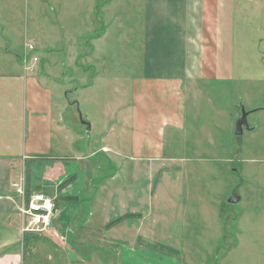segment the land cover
<instances>
[{
	"label": "rangeland",
	"instance_id": "obj_1",
	"mask_svg": "<svg viewBox=\"0 0 264 264\" xmlns=\"http://www.w3.org/2000/svg\"><path fill=\"white\" fill-rule=\"evenodd\" d=\"M206 1L208 11L203 45L209 58L208 66L213 67L216 61L219 36L229 35L234 44L229 57L234 65V81L223 88L210 84L208 80L197 87L195 82L189 86L187 117L192 122L184 132L175 133L167 129L164 160L155 164L145 160L129 168L120 159L115 162L109 159L103 153L106 148L97 155L90 154V160L85 159L82 164L88 168L91 180L94 178L95 181L91 184L88 181L87 187L90 189L101 183L107 188L104 187V195L97 199L99 213L93 216L92 223L99 225L104 219L112 218L106 226L115 227L126 220L113 222L118 214L132 206L130 208H137L140 212L133 214L137 221L132 223L130 235L137 240L141 250L150 253L152 260H166L169 264H264V167L253 161L256 156L264 157V130L259 127L264 115L260 111L258 113V108L264 109V0ZM37 2L29 0V6L23 10L28 35L22 38L21 43L23 46V41L25 45L31 42L36 49L30 51L25 46L22 62L52 78L50 81L54 84L55 96L60 101L59 112L64 120L69 121L71 114L78 117L81 113L82 119L91 124L102 112L105 117L104 109L112 108L110 103L113 101L120 99L129 104L133 78L142 73L143 0H116L112 4L108 0V7L92 10L90 16L93 19L104 18L105 23L111 25L107 29V37L93 39L92 48L85 44L91 36L88 34L87 39L80 37L84 34L83 25H77V20L89 12L84 10L67 16L75 21L74 33L77 36L59 40L57 53L48 59L46 57L47 62L45 55L38 54L41 43L37 36L44 33L40 29L41 22L50 23L54 11L52 8L43 10L36 5ZM3 9L14 14V20L18 18V13L0 0V10ZM45 11L47 15L41 19ZM115 13L117 17L112 20ZM94 32L99 35L98 31L93 30L92 34ZM40 49L48 51L49 47ZM84 52L88 54L84 55ZM35 56L37 61L33 60ZM243 66L250 74L247 80H242ZM99 77L106 79L105 84L93 91L76 92L89 85L92 79L99 82ZM192 88L197 90L193 94ZM75 100L80 105L76 108L71 105L72 109H67ZM241 106L249 112L251 131L244 129L239 136L235 130L236 121L242 114ZM254 109L256 113L252 112ZM122 110L123 114L129 111L126 107ZM79 124L82 127L81 120ZM69 125L73 127L72 122ZM97 129L88 134L81 131L83 137L76 141L81 154L92 152L90 150L97 148L100 139L103 140L101 131ZM122 137L120 142L123 145L127 137L125 134ZM31 167L28 163L20 171L25 194L27 184L33 180ZM115 173L119 175L114 176L117 175ZM0 180H5V185L11 181V176L1 165ZM124 186L128 191L124 192L122 200L117 201L112 196ZM33 190L30 186L29 193ZM233 194H239L240 202H228ZM78 211L73 208V212ZM19 213L22 218L20 210ZM83 216L88 214H74L76 218H85ZM58 228L59 235L68 233L66 239L70 241L88 237L80 227L71 235L67 227ZM50 229L52 227L47 231ZM50 232L55 234L52 230ZM32 236L52 238L46 233H31Z\"/></svg>",
	"mask_w": 264,
	"mask_h": 264
},
{
	"label": "crops",
	"instance_id": "obj_2",
	"mask_svg": "<svg viewBox=\"0 0 264 264\" xmlns=\"http://www.w3.org/2000/svg\"><path fill=\"white\" fill-rule=\"evenodd\" d=\"M37 1L36 5L43 10L52 8L54 11L50 23L41 22L40 29L44 33L37 36L40 48L49 47L48 51H41L37 45L38 54L41 53L48 59V56L57 53L59 40L77 36L74 33L75 21L67 16L80 14L84 10L89 12V15L85 14L77 20V25L82 24L84 31L79 36L86 39L88 34L91 36L85 43L87 47L92 48L93 39L102 40L107 37L110 23H105L104 18L100 17L93 19L90 14L92 10L108 7L116 0H110V4L107 3L108 0ZM1 2L12 7L18 13V18L14 20V14L5 11L6 9L0 10V20L3 21L0 22V34L3 33L0 35V165L11 176L7 185L4 183L7 176L4 181L0 180V192H3L0 193V264H169L166 260H152L150 253L141 250L137 240L130 235L132 223L137 221L133 214L140 212L137 208L128 206L129 208L121 211L117 219L130 216L115 227L106 226L112 218L93 225L92 218L99 213L97 199L104 195L106 187L100 183L89 189L87 182L90 181L91 184L95 180H91L88 168L82 163L90 160V154L97 155L104 148L107 150L103 153L109 159L114 162L120 159L129 168L145 160L153 164L164 160L167 129H172L175 133L184 132L192 122L187 117L189 86L195 82L197 87L199 83L208 80L210 84L212 82V85L223 88L225 84L234 81V65L229 60L232 56L231 48L234 51L233 40L226 34L219 36L216 61L213 67L208 66L209 58L203 45L207 1L143 0L142 73L133 78L131 100L129 104L120 99L110 103L112 108L104 109L105 117L102 112L91 123V130H88V125L82 122V127L78 126L80 115L75 117L71 114L69 121L64 120L59 112L60 101L55 96L54 84L50 81L52 78L34 71L33 66L22 62L26 45L23 41V47L21 41L28 35L23 10L29 6V0ZM45 14L47 15L46 11L41 19ZM116 17L115 13L112 20ZM100 25L103 26L99 28ZM57 29L60 35L56 34ZM93 30L98 31L99 35L96 36L95 32L92 34ZM104 53L106 54V49ZM86 54L88 53L84 52ZM245 69L244 67V71ZM247 75L250 76L246 71L243 72L242 80H247ZM46 78L49 80L46 81ZM102 78H98L99 82L92 79L84 89L75 90L93 91L102 83L105 84L106 79ZM192 89V94L197 91ZM71 105L76 108L80 104L75 100L67 109H72ZM125 107L129 109L127 114H123L122 109ZM258 109V113L260 111L264 115V109ZM254 111L252 112L256 113L257 110ZM262 117L259 127L264 130V116ZM69 122H72L73 127H69ZM96 128L98 132L101 131L103 140L100 139L97 148L90 150L92 152L81 154L76 145L78 137H83L81 131L88 134L93 133ZM122 134L127 137L123 145L120 142ZM255 158L253 161L264 167V157ZM28 163L32 166L33 180L27 186H31L33 191L43 190L57 199L58 210L52 229L34 233H46L52 238L31 237V233L22 231L19 210L23 205V194L19 190L24 182L20 171ZM69 178L70 181L64 184ZM125 191L128 190L124 186L112 197H116L117 201L122 200ZM131 195L134 197L132 192ZM73 208L79 211L75 213ZM77 213L88 216L76 218L74 214ZM58 227H67L70 235L80 227L88 233V237L70 241L66 239L68 233L66 236L59 235ZM114 229L119 230L116 233L109 232ZM51 230L62 238H57ZM126 230L127 233H124Z\"/></svg>",
	"mask_w": 264,
	"mask_h": 264
},
{
	"label": "built area",
	"instance_id": "obj_3",
	"mask_svg": "<svg viewBox=\"0 0 264 264\" xmlns=\"http://www.w3.org/2000/svg\"><path fill=\"white\" fill-rule=\"evenodd\" d=\"M27 49L34 51L35 44L27 42ZM34 61L38 58L33 57ZM17 185V184H16ZM23 194V205L20 208L22 213V231L24 233H42L52 227L54 218L58 210L56 197L48 194L43 190H37L25 194L22 187L19 190Z\"/></svg>",
	"mask_w": 264,
	"mask_h": 264
},
{
	"label": "water",
	"instance_id": "obj_4",
	"mask_svg": "<svg viewBox=\"0 0 264 264\" xmlns=\"http://www.w3.org/2000/svg\"><path fill=\"white\" fill-rule=\"evenodd\" d=\"M241 112H242L241 116L236 121V130H235L236 135H239V136L243 134L244 129L251 130V126L248 121L249 112L246 111L243 106H241ZM80 117H81V122L84 124H87L88 129L91 130V124L82 119L81 113H80ZM240 200H241V197L239 196V194H233L228 198V202L230 203H238L240 202Z\"/></svg>",
	"mask_w": 264,
	"mask_h": 264
},
{
	"label": "trees",
	"instance_id": "obj_5",
	"mask_svg": "<svg viewBox=\"0 0 264 264\" xmlns=\"http://www.w3.org/2000/svg\"><path fill=\"white\" fill-rule=\"evenodd\" d=\"M70 179L71 178H69V180L67 179V181L66 182H64V184H66V183H68L69 181H70ZM63 184V185H64ZM29 194V186H27V195ZM130 215H125V216H122V217H120V218H118V219H116L115 221H113V222H118V221H120V220H122V219H124V218H126V217H129ZM112 222V223H113Z\"/></svg>",
	"mask_w": 264,
	"mask_h": 264
}]
</instances>
